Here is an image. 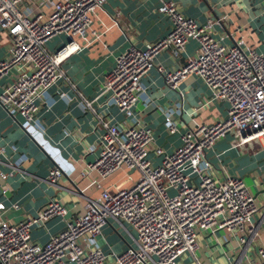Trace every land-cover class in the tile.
Returning <instances> with one entry per match:
<instances>
[{"label":"built area","instance_id":"2783aa9c","mask_svg":"<svg viewBox=\"0 0 264 264\" xmlns=\"http://www.w3.org/2000/svg\"><path fill=\"white\" fill-rule=\"evenodd\" d=\"M104 2L0 0V31L11 42L9 56L0 59V80L9 78L0 92V103L38 144L43 140L38 136L43 127L35 117L39 104L52 86L67 79L60 65L78 48L70 41L50 51L48 44L56 36L85 34L90 15ZM155 11L170 21L166 35L143 48L132 45L115 56L100 82V94L116 106L123 120L104 119L95 99L77 94L101 127L99 154L87 162L81 175L94 171L105 178L126 167L136 170L138 178L129 187L105 188L96 198H86L84 212L75 217L67 218V205L51 198L36 216L15 222L0 218V264H178L187 257L190 264H204L198 256L200 237L218 232L235 238L241 246L232 264L244 260L245 264H264V246H253L260 225L259 220L254 223L258 212L254 195L242 177L224 174L205 156L221 139L233 147L264 139V51H255L243 40L231 46L221 43L212 34L213 19L200 23L171 0H157ZM189 40H196L197 48L184 63L175 68L158 64L157 70L173 90L189 76L203 81L209 96L201 98L194 110L216 101L227 107L224 117L189 128L174 150L167 152L156 146L154 132L139 120L136 106L140 100L145 107L151 103L141 95L142 77L157 56L166 51L177 55ZM171 114L165 116L164 126L174 134L178 128ZM8 159L0 161L11 168L7 176L26 174L21 163ZM64 174L67 170L56 163L45 181L58 186ZM56 217L63 222L61 229L43 243L32 239L34 227H43ZM109 220L132 238V244L119 253L106 254L98 243ZM252 246L253 254L248 255Z\"/></svg>","mask_w":264,"mask_h":264},{"label":"crops","instance_id":"0c3cea01","mask_svg":"<svg viewBox=\"0 0 264 264\" xmlns=\"http://www.w3.org/2000/svg\"><path fill=\"white\" fill-rule=\"evenodd\" d=\"M171 1L183 14L200 23L213 19L212 34L221 43L231 46L235 41L243 40L255 51H264V0ZM156 3L157 0H105L90 15V27L85 34L62 35V42L59 41L54 50L48 44L50 51L70 41L75 42L78 48L60 65L67 79L52 86L39 104L35 114L43 127V132H38L43 139L39 144L0 103V149H3L0 161L8 157L7 162L15 164L18 161L26 171V174L13 172L7 176L11 168L0 162V218L15 222L23 216H36L51 198L67 205V218L75 217L84 212L86 198H96L105 188L114 190L121 186L118 185L121 180H126L123 187H129L138 178L133 175L136 170L130 171L126 167L105 178L94 171L87 176L81 175L87 162L93 161L99 154L101 127L77 94L95 99V106L104 119L111 122L123 120L116 106L100 94V82L114 64L115 56L132 45L143 48L147 42L166 35L170 21L156 13ZM44 11L48 13L50 8L44 7ZM10 47L8 35L0 31V59L9 56ZM196 48V40H189L177 55L170 51L160 54L142 77L141 95L151 103L145 107L142 100L138 102L139 120L153 130L156 146H162L167 152L174 150L189 128L209 124L225 115L227 104L220 101L194 110L202 99L207 100L209 96V90L200 78L189 76L173 90L157 70L158 64L166 68L178 67ZM8 79L4 77L0 80V92ZM60 92H64L65 96H61ZM179 96H184V100ZM187 101L193 104L189 118H185ZM170 112L178 128L174 134L168 133L164 126L165 116ZM205 156L214 168L224 174L244 179L258 204L254 223L260 222L259 235L253 246H264V139L254 140L244 147H233L228 140L221 139L213 149L206 151ZM56 163L61 164L67 174L58 180V186H52L45 179ZM14 204L19 207L13 208ZM62 226L59 217L52 218L43 227L32 229V239L43 243ZM98 243L106 254L119 253L127 243L132 244L128 234L113 220L103 226ZM253 246L248 252L253 251ZM240 248L235 238L218 232L200 237L198 256L204 264H232ZM246 262L244 260L243 264ZM178 264H190V260L183 258Z\"/></svg>","mask_w":264,"mask_h":264},{"label":"rangeland","instance_id":"374dc122","mask_svg":"<svg viewBox=\"0 0 264 264\" xmlns=\"http://www.w3.org/2000/svg\"><path fill=\"white\" fill-rule=\"evenodd\" d=\"M60 39V40H59ZM62 40H63V38L61 37V36H56L55 38H53L52 40H50V42H49V46H50V48L51 49H55V47H56V45H57V43L59 42V41H61L62 42ZM192 103L189 101H187L186 102V108H187V110H186V114H185V118H189L190 117V114H189V112L190 111H192L193 110V108L191 107L192 105H191ZM195 106V105H194ZM193 106V107H194ZM225 108H226V105H225ZM171 151V150H170ZM135 177H138V173L137 172H135L134 174H133ZM121 176H123V173H121ZM123 179V178H122ZM124 181H126V180H121V181H119V183H118V185H120L121 184V186H124ZM132 233H133V236H135V232L134 231H132ZM128 237L130 238V240H131V242H132V238H131V236H129L128 235ZM221 237V236H220ZM211 238H209V240H210ZM253 254V251H252V249L248 252V255H252Z\"/></svg>","mask_w":264,"mask_h":264},{"label":"water","instance_id":"95a60500","mask_svg":"<svg viewBox=\"0 0 264 264\" xmlns=\"http://www.w3.org/2000/svg\"><path fill=\"white\" fill-rule=\"evenodd\" d=\"M263 1V0H262Z\"/></svg>","mask_w":264,"mask_h":264}]
</instances>
